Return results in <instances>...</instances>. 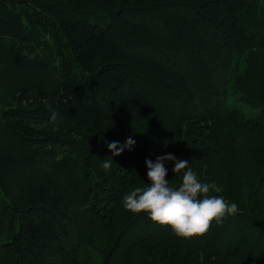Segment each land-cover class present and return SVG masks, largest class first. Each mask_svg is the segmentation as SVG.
Masks as SVG:
<instances>
[{
  "label": "trees",
  "instance_id": "1",
  "mask_svg": "<svg viewBox=\"0 0 264 264\" xmlns=\"http://www.w3.org/2000/svg\"><path fill=\"white\" fill-rule=\"evenodd\" d=\"M167 154L237 214L126 211ZM0 264H264V0H0Z\"/></svg>",
  "mask_w": 264,
  "mask_h": 264
},
{
  "label": "clouds",
  "instance_id": "2",
  "mask_svg": "<svg viewBox=\"0 0 264 264\" xmlns=\"http://www.w3.org/2000/svg\"><path fill=\"white\" fill-rule=\"evenodd\" d=\"M57 112L52 111L51 121L57 120ZM135 140L127 138L125 144L108 142L107 147L114 156L121 155L125 149L131 151ZM165 161H173L175 175L182 173L178 187H172L167 179L168 170ZM148 184L136 187L123 197V207L133 214L147 213L149 219L160 226H169L181 239H193L204 236L213 223L222 224L224 219L237 214L238 206L229 203L220 193L222 189L214 182L202 183L196 173L188 167L186 160H177L173 154L145 161ZM111 162L105 160L102 168L111 169Z\"/></svg>",
  "mask_w": 264,
  "mask_h": 264
}]
</instances>
